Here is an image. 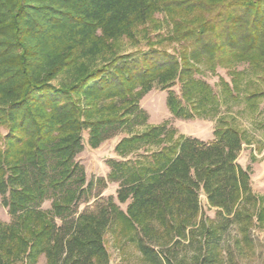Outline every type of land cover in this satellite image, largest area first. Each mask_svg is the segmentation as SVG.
I'll list each match as a JSON object with an SVG mask.
<instances>
[{
    "label": "trees",
    "instance_id": "16d2710c",
    "mask_svg": "<svg viewBox=\"0 0 264 264\" xmlns=\"http://www.w3.org/2000/svg\"><path fill=\"white\" fill-rule=\"evenodd\" d=\"M163 11L179 54L117 51L121 38L133 39ZM229 56L264 71V0H0V125L8 130L0 205L11 215L0 219V264H38L42 256L46 264H111L105 234L119 225L149 264H241L238 255L255 246L254 217L264 224V202L252 192L251 167L237 163L246 135L224 120L210 141L168 121L124 137L116 146L121 159H108V180L119 183L126 210L110 197L79 211L94 185L76 159L83 133L96 148L111 128L145 123L144 94L177 81L181 96L170 89L167 97L172 114L193 119L215 110L218 95L195 76L192 61ZM60 76L67 80L56 84ZM222 82L236 99V85ZM201 191L215 219L204 214ZM48 196L51 211L41 208ZM231 223L242 233L237 253L224 235ZM185 239L192 255L178 258Z\"/></svg>",
    "mask_w": 264,
    "mask_h": 264
},
{
    "label": "rangeland",
    "instance_id": "374dc122",
    "mask_svg": "<svg viewBox=\"0 0 264 264\" xmlns=\"http://www.w3.org/2000/svg\"><path fill=\"white\" fill-rule=\"evenodd\" d=\"M171 17L165 11L157 12L153 21H148L138 27L133 39L121 38L118 42L117 51L119 53H129L154 47L173 54H179L183 48L179 43L170 40L173 30ZM174 17L184 20L191 18L185 13H176ZM192 64L199 69L195 76L208 82L218 95L219 100L216 109L201 110L200 114L193 119L176 117L168 107L167 97L170 89L181 96V84L177 81L171 88L164 90L154 88L144 94L140 100V106L148 117L145 123L136 121L130 125L111 128L107 132L105 140L96 148L89 145L88 131H85L83 133L84 150L77 155L76 159L85 167L87 180H94V185L91 190L85 192L80 200V212L94 210L99 205L104 204L110 197H113L114 201L123 210H126L127 203H121L118 199L119 183L108 180L110 173L108 159H121V156L116 152V146L124 137L141 133L150 126L161 125L167 121L170 126L176 128L180 133L203 141H210L215 138L214 132L221 124V120L243 131L246 140L238 156L237 163L244 169L248 166L251 167L252 192L257 197L263 198L264 202V71L255 70L248 61L239 60L233 56L227 57L224 62L219 64L212 63L207 59L199 62L192 61ZM222 79L232 86L236 85L234 90L237 96L236 99L231 98L225 91ZM66 80V76H60L55 80V83L61 84ZM252 93L262 94L252 99L249 97ZM7 133V128L0 125L1 145L4 143ZM139 152L142 153L144 150ZM100 179H103L106 184H102ZM200 198L204 214L211 219H215L216 208L209 205L205 192L201 191ZM52 202V196H48L42 202L41 208L51 211ZM251 208L253 209V206ZM0 219L5 222L11 221L8 208L3 205H0ZM253 222V225L250 226L249 235L252 236L255 246L254 248H245L243 253L238 255L241 264H264V224H260L256 217H254ZM128 235L130 234L124 231L123 225L112 227L106 232L105 245L110 263L149 264L136 242L131 240ZM224 235L231 243L233 253H237L234 242L238 235H242L238 224L231 223ZM187 243V239L182 240V245L177 247L174 253L178 258L192 255L191 252H188L190 250L186 249L185 245ZM38 264H46V257L42 256Z\"/></svg>",
    "mask_w": 264,
    "mask_h": 264
}]
</instances>
